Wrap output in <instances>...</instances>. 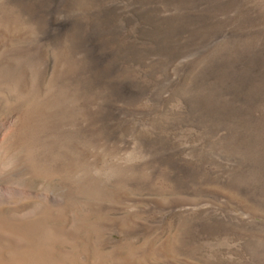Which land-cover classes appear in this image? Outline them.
<instances>
[{"label": "rangeland", "instance_id": "obj_1", "mask_svg": "<svg viewBox=\"0 0 264 264\" xmlns=\"http://www.w3.org/2000/svg\"><path fill=\"white\" fill-rule=\"evenodd\" d=\"M2 1L27 36L0 46V128L18 112L74 114V85L55 81L63 52L101 102L107 145L66 124L43 144L42 173L0 162V200L30 205L25 234L9 232L15 263L264 264V0ZM36 36L48 40L41 76L17 50ZM31 146L16 150L28 165ZM145 160L151 183L128 182L147 174L133 166ZM65 203L71 233L82 221L120 224L97 227L102 241L89 246L53 226Z\"/></svg>", "mask_w": 264, "mask_h": 264}, {"label": "bare ground", "instance_id": "obj_2", "mask_svg": "<svg viewBox=\"0 0 264 264\" xmlns=\"http://www.w3.org/2000/svg\"><path fill=\"white\" fill-rule=\"evenodd\" d=\"M12 12H10V10L8 11L5 8V4L1 0L0 1V46L9 40L22 39V38H25L27 36V31L19 25L20 19L18 18V16H16ZM47 42H48L47 37L36 36L34 41H33V44L21 46V47H18V49H17L21 52H25V53L31 55L32 60H34V62L38 66V74L40 76L46 70L47 54H46V49H45L44 45ZM2 56H3V54H2ZM67 57L68 56L63 54V52L59 54L60 60L63 61V66L57 70L55 81L57 83L64 81V82L71 84L72 86L74 85L73 90H74L75 104H76L74 114L73 115L67 114V112H65L63 110V107H61V105H59L57 108L53 109L52 112H49V113L44 112L42 109H38L37 110L38 115H36L35 113L30 112V111L18 112V113H16L14 119L8 121L7 126L4 129L0 128V162L6 161V159H9L8 161L11 165L12 171L23 174L25 177L31 176L32 173H34V172L42 173V171H43L42 166L44 163H42V160H41V156H42L41 151H42V147L45 146L43 144L47 141L48 136L50 134L60 133V131H62L65 128L66 124L71 125L75 131L81 132V134L84 137H87L91 142H94L97 145L102 144L104 146H107L105 144V142L103 141V138L101 135V130L99 127L101 102L99 99H97L96 96H93L92 94L86 95L81 91V89L77 83L78 80L76 81L79 65L76 66L75 65L76 62L73 63L71 61L72 59L67 58ZM77 62L80 63L78 60H77ZM13 68H14V66H13ZM11 71H12V68H11ZM23 76L21 77L17 87H18L19 91L24 93V92H26L27 89H26V81L23 80ZM0 77H2V76H0ZM41 85L42 84L40 82V79L37 80L36 90L38 92L41 91ZM2 102H4V101H2L0 99V116L3 115L5 109L7 108V107H4ZM10 103L11 104H9V106L7 105L8 108H10V109L15 108V107H13L15 105V103L14 102H10ZM40 117L45 118V119H43L45 121V122L43 121L44 122L43 126L37 125V120ZM68 138H70V137H68ZM20 144H24L26 146L32 145V146H35L37 148L36 152H35V153H37V156L34 157L33 161L29 165L27 164L26 153L22 154V153H18L16 151ZM54 145H55V143H54ZM71 149H73V147ZM44 154H43V156H45ZM133 166H135V167H139V166L140 167H147L148 171H147V174L144 176L143 175H136V176L130 177L128 179V182L133 183V184L138 185V186L151 183V181L154 177L155 171L152 168V166L150 165V163L148 162V160H145L144 162L138 163V164L135 163ZM55 167H56V165H55ZM68 170H73V167H65L64 171L68 172ZM2 189H3V187H2ZM114 195L116 197H123V198L127 197V195L125 193H122L120 191L115 192ZM46 197H48V199L50 198L51 200H55V198H53L51 196H46ZM2 198H3V196H2ZM0 201L2 203H4L2 206H0V264H17V263H15L16 257L14 254L11 253V251H13L12 248H14V246L17 245V239L19 237H16L14 235V237L17 238V239H14L9 234V232H11V231L16 232V233L22 232L25 234L24 227H26V226H22L23 222L21 221V219L23 218L22 215L25 212H27L30 205L29 204L11 205L6 200L1 199ZM59 215L60 216L57 217L56 215H54L52 213L50 214V218L52 220L53 226L56 228H59V227L62 228L66 234L72 235L71 236L72 239L74 238V240L84 241L89 246L92 245L94 237H96L97 240L102 241V232L98 231L97 227L99 228V230H102V229L107 228L111 225L114 226V225L120 224L117 221H114V222L111 221L109 223H106V222L100 220V221L92 224L93 228H91V227L88 228L87 223L85 221H82V223H79L76 226L78 232L77 233H71L69 231L70 226L73 223L75 224V216H74L73 210H71L70 207H68V205H66V203L62 204L61 213ZM27 228H28V226H27ZM32 229H33V227H32ZM95 230H97V232H94ZM15 248H17V247H15ZM17 250H18V248H17Z\"/></svg>", "mask_w": 264, "mask_h": 264}]
</instances>
